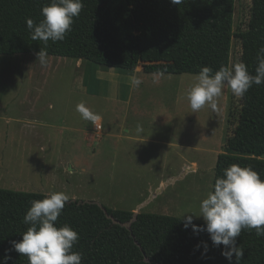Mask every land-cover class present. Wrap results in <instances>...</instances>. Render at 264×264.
<instances>
[{"label": "rangeland", "instance_id": "rangeland-1", "mask_svg": "<svg viewBox=\"0 0 264 264\" xmlns=\"http://www.w3.org/2000/svg\"><path fill=\"white\" fill-rule=\"evenodd\" d=\"M252 6L235 1L226 61L126 62L78 50L47 53L41 65L38 52L0 50V187L63 191L136 213L199 214L218 156L229 151L242 97L225 85L215 109L206 104L194 113L187 93L202 66L214 74L242 61L239 34ZM79 103L100 119L84 120Z\"/></svg>", "mask_w": 264, "mask_h": 264}, {"label": "trees", "instance_id": "trees-1", "mask_svg": "<svg viewBox=\"0 0 264 264\" xmlns=\"http://www.w3.org/2000/svg\"><path fill=\"white\" fill-rule=\"evenodd\" d=\"M236 0H83L80 15L63 41L47 46L33 41L27 18L39 23L51 0H0V50L47 53L87 52L126 62H214L231 58ZM242 61L255 74L257 50L264 46V0H253L248 28L241 32ZM228 152L218 156L215 180L232 164L251 165L264 179V84L242 97ZM214 180V183H215ZM214 189V186H213ZM45 193L0 187V260L11 241L22 240L29 225L23 217ZM134 219V220H133ZM183 217L104 207L95 201L69 199L57 226L79 233L73 251L82 264H229L210 234L184 227ZM116 220V222H115ZM130 223V227L124 223ZM197 225L204 221L194 220ZM240 264H264V236L243 229L236 237ZM8 264H28L14 250ZM231 264H236L233 254Z\"/></svg>", "mask_w": 264, "mask_h": 264}, {"label": "clouds", "instance_id": "clouds-1", "mask_svg": "<svg viewBox=\"0 0 264 264\" xmlns=\"http://www.w3.org/2000/svg\"><path fill=\"white\" fill-rule=\"evenodd\" d=\"M172 3L179 5L183 0H172ZM83 7V0H51L42 8L43 19L39 23L27 18L31 39L41 41L45 46L49 40L63 41ZM36 56L41 65L47 64L46 47L41 48ZM256 60L254 75L243 62L222 65L214 74L211 67L202 66L195 84L187 93L192 112H198L206 104L215 109V98L221 95L225 85L236 97H243L254 84H264V46L257 50ZM130 83L138 87L142 81L133 75ZM76 111L84 120L95 123L100 119L84 103L77 104ZM69 199L66 192L52 191L43 199L33 200L23 217L24 224L29 227L22 240L11 241V248L5 249L0 264H8L13 250L26 256L28 264H82L83 253L73 251L79 233L69 224H56ZM194 217H202L205 225L195 224ZM182 220L184 227L191 226L194 232L206 230L214 246L224 245L221 254L229 264L233 254L236 264H240L243 250L236 246V237L241 231L255 229L257 236H264V179L251 165L232 164L223 169V175L215 180L213 191L200 201L199 214L186 212Z\"/></svg>", "mask_w": 264, "mask_h": 264}, {"label": "water", "instance_id": "water-1", "mask_svg": "<svg viewBox=\"0 0 264 264\" xmlns=\"http://www.w3.org/2000/svg\"><path fill=\"white\" fill-rule=\"evenodd\" d=\"M134 220V219H133ZM115 222H116V220H115ZM130 227V226H129Z\"/></svg>", "mask_w": 264, "mask_h": 264}]
</instances>
